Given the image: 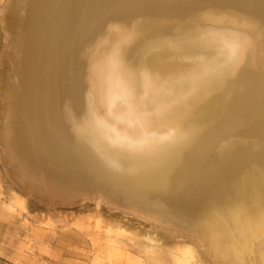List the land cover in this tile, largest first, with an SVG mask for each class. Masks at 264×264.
I'll use <instances>...</instances> for the list:
<instances>
[{
	"label": "bare ground",
	"instance_id": "1",
	"mask_svg": "<svg viewBox=\"0 0 264 264\" xmlns=\"http://www.w3.org/2000/svg\"><path fill=\"white\" fill-rule=\"evenodd\" d=\"M20 1L0 9L17 183L188 233L204 257L179 264H264V0Z\"/></svg>",
	"mask_w": 264,
	"mask_h": 264
},
{
	"label": "rangeland",
	"instance_id": "2",
	"mask_svg": "<svg viewBox=\"0 0 264 264\" xmlns=\"http://www.w3.org/2000/svg\"><path fill=\"white\" fill-rule=\"evenodd\" d=\"M11 1L0 0V9L17 7L18 13L7 14V19L24 18L21 1ZM17 26L12 27L14 33L10 29V42L0 23L3 88L16 68L11 62L17 49ZM4 94L0 91V113ZM183 234L174 237L162 226L102 200L47 201L17 183L12 168L0 159V264H179L180 247L203 258V248Z\"/></svg>",
	"mask_w": 264,
	"mask_h": 264
}]
</instances>
